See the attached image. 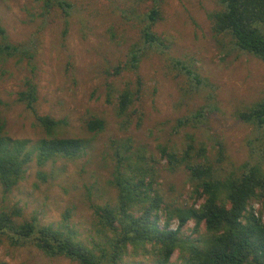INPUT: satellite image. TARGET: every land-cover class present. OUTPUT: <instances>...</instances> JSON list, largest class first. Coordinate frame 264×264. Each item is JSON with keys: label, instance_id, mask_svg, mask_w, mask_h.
Wrapping results in <instances>:
<instances>
[{"label": "rangeland", "instance_id": "374dc122", "mask_svg": "<svg viewBox=\"0 0 264 264\" xmlns=\"http://www.w3.org/2000/svg\"><path fill=\"white\" fill-rule=\"evenodd\" d=\"M68 1L69 15L59 8L47 12L44 0H0V43L31 53L0 59V114L7 136L26 140L27 152H34L24 179L12 192L5 193L0 183V209L18 207L22 216L17 221L35 219L71 230L92 247L96 230L91 204L116 205L118 190L112 180L119 153L132 158L141 154L155 167L166 204L196 209L203 200L195 199L189 173L183 167L170 171L161 148L181 153L191 136L197 148H207L223 178L238 174L246 163L264 169V132L239 117L264 99V62L236 49L230 36L216 35L212 15L222 10L220 0ZM154 8L161 17L153 32L164 45L150 47L142 35ZM133 47L143 50L137 71L128 65ZM173 60L198 72L211 86L194 88ZM29 81L38 88L35 112L18 100ZM127 88L139 91V97L120 118L119 95ZM197 110L205 113L201 122L179 124ZM37 115L62 120L58 134L81 139L80 154L57 157L40 167L35 148L45 134ZM95 120L104 122L102 131L88 129ZM247 212L264 222L260 202H251ZM177 226L175 220L172 229ZM195 226L189 221L185 235L199 237ZM153 257L138 260L149 264ZM177 258L175 253L173 261ZM0 264L77 263L0 238Z\"/></svg>", "mask_w": 264, "mask_h": 264}, {"label": "trees", "instance_id": "16d2710c", "mask_svg": "<svg viewBox=\"0 0 264 264\" xmlns=\"http://www.w3.org/2000/svg\"><path fill=\"white\" fill-rule=\"evenodd\" d=\"M44 4L47 12L59 8L66 15L72 8L68 0H44ZM220 4L222 10L212 15L216 35L230 36L236 49L264 62V0H220ZM160 17L159 8L147 14L150 23L142 37L150 47L164 45L153 32ZM142 51L137 47L130 50L129 69L138 70ZM20 54L31 57V53L18 45L0 43V59ZM172 62L194 88L211 86L208 79L181 61ZM138 97L139 91L136 94L128 88L120 93L117 110L120 118L126 117ZM18 100L35 112L38 88L33 81L19 93ZM239 117L264 132V99L241 112ZM204 118V111L197 110L178 122L184 126ZM37 121L45 134L35 148L40 167L57 157L73 159L83 150L81 139L60 137L58 129L64 124L62 120L37 115ZM6 127L0 114V183L4 192L10 193L24 179L34 152H27L26 140L8 137ZM103 128L101 120L88 123L91 132ZM161 149L162 159L167 160L170 171L183 167L189 173L195 199L203 200L199 209L166 204L157 185L155 167L147 164L141 154L132 158L119 153L112 180L118 190L116 205L91 204L96 230L92 247L78 241L71 230L45 226L35 219L17 221L22 216L18 207L0 209V238L14 246L33 245L50 258L64 257L77 264H127L131 259L128 264H144L139 257L150 255L154 257L149 264H264V222L247 212L253 201L260 202L264 211L263 167L246 163L238 174L223 178L209 160L207 148H197L191 136L181 153L167 147ZM175 220L178 226L174 230ZM192 220L196 224L194 232L199 234L197 238L186 236L183 231ZM175 253H178L176 262L173 261Z\"/></svg>", "mask_w": 264, "mask_h": 264}]
</instances>
